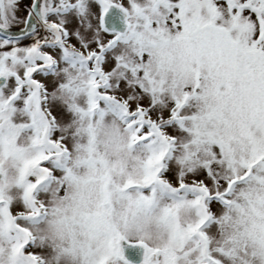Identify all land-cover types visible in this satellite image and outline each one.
I'll use <instances>...</instances> for the list:
<instances>
[{"label": "clouds", "instance_id": "clouds-1", "mask_svg": "<svg viewBox=\"0 0 264 264\" xmlns=\"http://www.w3.org/2000/svg\"><path fill=\"white\" fill-rule=\"evenodd\" d=\"M132 2L139 3L142 12L131 10L121 18L117 45L121 60L111 79L143 85L153 94L156 107L173 105L177 98L183 102L182 108L175 109L176 117L161 121L178 124L185 133L176 138L179 167L186 170L213 161L221 178L241 177L233 185L221 222L214 230L207 229L210 254L232 253L224 264H264V168L249 174L242 166L252 158L253 147L257 155L264 150V127L234 111L228 82L219 74L223 69L200 52L199 42L180 38L175 24L164 23L171 9L153 11L151 0ZM72 51L80 53L79 48ZM130 69H142L145 75L129 77ZM19 70L11 64L6 74ZM56 79L63 87L54 90V102L70 105L76 117L74 143L70 152L57 153L56 159L66 164V174L56 193L43 202L46 214L42 210L39 216L33 213L32 202L41 201L37 190L52 175L42 172L38 163L50 157L45 125L39 115L33 124L22 108L7 103L0 94L5 100L0 108V208L5 210L0 216V264H31L15 239L22 235L16 231L17 221L7 215L9 208L18 207H24V215L31 219L45 218L35 228L23 222L28 238L43 241L54 253L42 264H125L114 249L126 258L132 247L138 250L139 260L128 264H144L145 256L150 264H202L204 242L188 231L202 218L200 207L193 203L195 196L182 198L152 179L161 146L134 139L127 105L113 104L119 113L113 119L103 113L102 105L91 107L92 76L86 70L61 65ZM132 91L135 99L144 95L136 87ZM220 145L223 163L218 162ZM38 179L40 184L30 191ZM160 188L173 198L162 201Z\"/></svg>", "mask_w": 264, "mask_h": 264}, {"label": "snow or ice", "instance_id": "snow-or-ice-1", "mask_svg": "<svg viewBox=\"0 0 264 264\" xmlns=\"http://www.w3.org/2000/svg\"><path fill=\"white\" fill-rule=\"evenodd\" d=\"M164 2L170 9H180V12L172 13L171 19V23L181 33L180 38L189 42L198 41L200 52L208 54L211 63L223 69L219 74L228 82L234 111L264 127V0ZM135 8L132 0H93L91 3L89 0H0V94L6 97L7 103L22 108L31 117L33 124L37 115L43 120L45 135L51 145L50 157L38 163L41 164L42 172L49 173L52 172L49 162L60 161L56 159L57 153H68L71 150L69 142L59 130V124L66 119V115L60 104L54 102V90L63 87L56 77L61 65L86 70L92 76L91 107L95 109L103 102L116 106L127 105L129 126L134 139L161 146L155 158L158 167L152 179L182 198H185L184 193L195 196L193 203L200 207L202 218L192 224L188 231L204 242L206 259L202 264H224V259L233 258L232 253L221 251L219 257L210 254L207 229L214 230L213 226L221 222L220 213L231 203L233 185L241 177L235 175L221 178L217 162L209 161L199 167L192 166L183 170L178 178L175 167L169 163L175 156L177 137L161 121H171L176 117L175 109L182 108L183 102L177 98L170 112L158 116L154 110L156 102L153 94L148 93L143 85H135L144 93L143 99L137 103L135 94L126 85L111 79V74L121 60L119 55H115L121 18L128 16ZM89 16H92L91 21ZM97 34L99 37L94 39ZM74 48L80 49L78 55L72 51ZM11 64L18 65L20 70L6 74L7 66ZM196 86L199 87V84ZM50 94L53 102L49 106ZM187 99L185 96L184 101ZM4 103L5 100L0 99V108ZM252 143H256L254 139ZM218 154V162L223 163V145L219 146ZM252 154L251 159L242 162L249 174L254 168H264V150L257 155V149L253 147ZM232 163L229 162V168ZM39 184L38 179L30 185V191ZM217 203L222 207L214 211ZM42 210L46 214L44 203H37L34 199L33 213L39 216ZM4 212L0 208V216ZM7 215L17 221L16 231L22 234L15 237L20 241L19 250L31 264H42L40 255L31 250L33 239L28 238L30 234L23 226V222L32 217L24 215V207L9 208ZM113 254L123 259L125 264L129 260H139L135 247L129 249L126 258L121 257L115 249ZM144 264H150L148 256H145Z\"/></svg>", "mask_w": 264, "mask_h": 264}, {"label": "rangeland", "instance_id": "rangeland-1", "mask_svg": "<svg viewBox=\"0 0 264 264\" xmlns=\"http://www.w3.org/2000/svg\"><path fill=\"white\" fill-rule=\"evenodd\" d=\"M169 3L175 4L178 2V0H168ZM93 2V0H89V3ZM119 2V0H118ZM136 5V10L141 11V7L139 3L133 2ZM151 3L154 5V0H151ZM163 5L158 6L159 8L153 9V11H163L164 9H170L169 7H163L165 6V3H162ZM134 10V9H133ZM173 12H180V9H171L170 12L167 13V17L164 20V23L167 24L169 27H171L173 25V23H171V19H172V13ZM195 15H199V13H196ZM92 20V16H89V21ZM156 25L153 24V27H155ZM99 34H97V37H94V39L98 38ZM115 55H119L117 49L115 52ZM144 59H147V56H144ZM133 73H136L138 76H144L145 73L142 69L137 70V69H130L128 72V76L131 77L133 75ZM118 83H121L123 85H126L131 92L133 93V88L135 87V85L131 84L130 81L128 80H123L120 81ZM118 91V90H117ZM143 99V96H138L136 97V102H140ZM149 100L151 101V97H149ZM60 107L63 109V111L65 112L66 115V119L61 121L59 124V130H60V134L64 135L65 138L67 139V141L69 142V144L74 143V141L71 138V133L74 132V128L73 125L75 123L76 117L75 114L71 108L70 105H62L61 103ZM172 108L171 104L168 105H161V106H157L156 110L158 112V116H164L165 112H170ZM247 108V105H245V110ZM102 111L103 113L109 118V119H113V118H118L119 113L116 109V107L109 103V102H103L102 103ZM21 122H23V120H21ZM166 128H170L172 129L175 134L176 137H181L184 136L185 133H183V130L180 129L178 124H165ZM65 133H68L69 135H65ZM170 165L175 167L176 169V175L179 178V176L181 175V173L183 172V169H181L179 167L178 161L176 159V157L174 156L173 158H171L170 160ZM50 168L52 171V175L44 181V183H42L39 187V189L37 190V197L41 199L42 202L48 200L50 198L51 195H54L56 193L57 188L63 184L64 181V176L66 174V164L64 162L61 161H50ZM199 171V169H198ZM166 172H167V167H166ZM166 183H168V181L166 180ZM60 195H63V192L60 193ZM158 195L161 197L162 201H167L172 199V194L170 192H168L166 189L164 188H160L158 190ZM185 196V198H189L192 194L190 193H184L183 194ZM222 206L217 203L214 207V211L217 208H221ZM222 214V213H220ZM45 221L44 217H38L36 219H30V220H25L24 224L29 227V228H35L36 226L42 224ZM31 250L37 252L42 261L46 260V259H51L54 256V253L51 252L50 248L43 242L37 239H33L32 244H31ZM174 264V262L172 263Z\"/></svg>", "mask_w": 264, "mask_h": 264}, {"label": "water", "instance_id": "water-1", "mask_svg": "<svg viewBox=\"0 0 264 264\" xmlns=\"http://www.w3.org/2000/svg\"><path fill=\"white\" fill-rule=\"evenodd\" d=\"M158 1H160V0H156V2H158ZM121 23H124V21H121ZM127 26V25H126ZM18 38H20V37H18Z\"/></svg>", "mask_w": 264, "mask_h": 264}, {"label": "trees", "instance_id": "trees-1", "mask_svg": "<svg viewBox=\"0 0 264 264\" xmlns=\"http://www.w3.org/2000/svg\"><path fill=\"white\" fill-rule=\"evenodd\" d=\"M172 263H173V262H171V261L169 262V264H172Z\"/></svg>", "mask_w": 264, "mask_h": 264}]
</instances>
